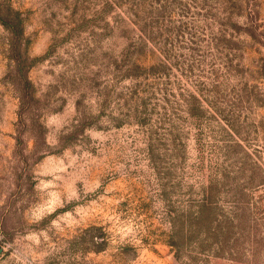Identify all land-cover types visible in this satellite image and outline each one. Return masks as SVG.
Listing matches in <instances>:
<instances>
[{"label":"rangeland","instance_id":"374dc122","mask_svg":"<svg viewBox=\"0 0 264 264\" xmlns=\"http://www.w3.org/2000/svg\"><path fill=\"white\" fill-rule=\"evenodd\" d=\"M0 264H264V0H0Z\"/></svg>","mask_w":264,"mask_h":264}]
</instances>
